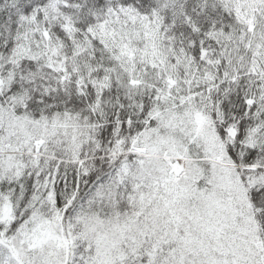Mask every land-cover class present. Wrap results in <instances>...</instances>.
<instances>
[{
  "label": "snow or ice",
  "instance_id": "1",
  "mask_svg": "<svg viewBox=\"0 0 264 264\" xmlns=\"http://www.w3.org/2000/svg\"><path fill=\"white\" fill-rule=\"evenodd\" d=\"M0 264H264V0H0Z\"/></svg>",
  "mask_w": 264,
  "mask_h": 264
}]
</instances>
